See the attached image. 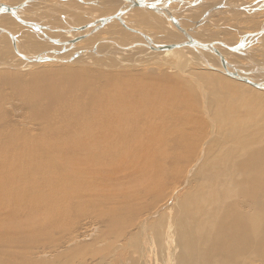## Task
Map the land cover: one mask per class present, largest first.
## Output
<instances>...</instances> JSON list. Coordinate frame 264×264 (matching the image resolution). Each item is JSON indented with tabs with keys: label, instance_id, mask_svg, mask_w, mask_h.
Returning <instances> with one entry per match:
<instances>
[{
	"label": "bare ground",
	"instance_id": "bare-ground-1",
	"mask_svg": "<svg viewBox=\"0 0 264 264\" xmlns=\"http://www.w3.org/2000/svg\"><path fill=\"white\" fill-rule=\"evenodd\" d=\"M27 1L19 16L60 29L127 5L125 0ZM175 1L160 3L195 38L212 42L231 70L264 82L263 0L257 13L249 9L255 4L244 9L228 0H205L208 6L192 15L194 22L186 18L190 24L169 7ZM229 7L243 8L251 14L249 22L259 16L258 25L236 33V43L206 36L210 32L200 28L215 29L216 11L236 17ZM71 9L81 12L69 14ZM100 10L105 13L97 14ZM142 11L135 7L124 15L136 31L115 20L80 43L113 27L110 36L101 34L88 46L77 43L57 56L71 58L86 49L71 61L89 64L98 55L110 59L122 52L118 63L134 64L129 59L138 55L139 65L148 39L158 44L186 39L167 14L154 11L159 20ZM139 19L152 22L158 34L136 26ZM0 26L18 36L17 50L26 56L63 48L28 26L37 36L28 33L24 39L25 26L8 13L0 15ZM120 31L143 41L139 51L109 42ZM44 32L60 40L77 34ZM254 32L260 33L256 41L237 55L225 51L222 44L240 46L244 35ZM0 38L12 40L1 31ZM1 46L2 67L14 62V68L27 70L51 62L25 60ZM155 51L157 61L149 60L163 77L118 72L94 77L74 68L33 71L30 80L10 74L20 103L19 108L6 103L0 117V264H264V89L226 74L213 51L192 46Z\"/></svg>",
	"mask_w": 264,
	"mask_h": 264
},
{
	"label": "rangeland",
	"instance_id": "rangeland-1",
	"mask_svg": "<svg viewBox=\"0 0 264 264\" xmlns=\"http://www.w3.org/2000/svg\"><path fill=\"white\" fill-rule=\"evenodd\" d=\"M3 1H9V2H11V3H16V2H19V1H21V0H3ZM195 0H193V2L191 3L190 2V0H181V1H177L176 3H175V5H173V8L172 9H174L178 14V17L183 21V23L185 24H190V21L189 22H186L185 20H186V18H190L192 21L194 20L193 18L195 17H192V15H195V14H197L198 12L196 11V9H195V6H198V5H201V11H203V9H204V7H205V5H207L206 3H205V0H196L195 2H194ZM219 1V0H218ZM221 1H223V0H221ZM238 2H240V1H242V3H244V5H247V6H250V5H254L253 7L255 8H253V7H249V9H251L252 8V10H255L254 12L255 13H257L258 12V8H261V6H259V4H258V1H260V0H244V2H243V0H237ZM237 1H234V0H231L230 2H232V3H234V4H238V2ZM248 1V2H247ZM250 1V2H249ZM197 2V3H196ZM247 2V3H246ZM258 4V5H257ZM204 6V7H203ZM208 6V5H207ZM247 6H246V9H248L247 8ZM259 6V7H258ZM258 7V8H257ZM138 9H140L141 10V12L142 13H144L142 10V8H138ZM148 10V12L151 14V15H148V17L149 16H154V17H156V18H158V16H159V14L158 13H155L153 10H149V9H147ZM145 11V10H144ZM185 11V12H184ZM187 12V13H186ZM223 12H225V10L224 9H222V10H219V13L218 12H216L215 14H217V15H219V16H217V17H215V18H213V19H211V23L213 22V20H215V19H217V21L219 22V21H221L220 23H219V25H217V26H215V29H218V31H215V32H211L208 28H205V30H203V32L205 33V32H207V31H209L210 33L209 34H207L206 36H212L213 38H219V37H222V38H226V39H228V40H230V42H233V43H236L235 41H237L238 39V35H236V33L234 32V31H232V27H231V25L233 24H231L230 23V26H229V24H228V22H232V17L230 16V15H228L226 12L225 13H223ZM101 13H105L103 10H100L99 12H97V14H101ZM222 13V14H221ZM96 14V13H95ZM145 14V13H144ZM223 14H225V15H223ZM189 17H188V16ZM4 16V15H3ZM222 16H223V18H222ZM225 16H228V18L227 17H225ZM147 17V16H146ZM230 17V18H229ZM161 18V17H160ZM225 18V19H224ZM259 18V16L257 17V18H254V19H252V20H250V22H249V20H247V21H245L244 22V24H242L241 25V27L240 28H243V30L244 31H248L249 29H250V25L252 24V23H255L256 21H258L257 19ZM159 19V18H158ZM30 20V19H29ZM159 20H161V19H159ZM134 21V20H133ZM235 21V20H234ZM135 22V21H134ZM138 22V23H137ZM194 22V21H193ZM16 23V22H15ZM118 23V22H117ZM117 23H115V25H112V26H114V28L116 27V25H118ZM165 23V22H164ZM146 24V22H145V20L143 21V23H141L140 22V19L139 20H136V23H135V25L136 26H138V27H140L141 29H143L144 31H147L148 33H154V34H158V30H156V26L151 22L150 23V25H145ZM165 25H166V23H165ZM252 26H254V24L252 25ZM111 27V26H110ZM118 27V26H117ZM207 27H209V25L207 26ZM219 27V28H218ZM24 30H26V33H25V36H24V39L26 38V36L27 35H30V34H34V35H36L35 33V31L34 30H28L27 29V27L25 28H23ZM114 29H113V27H111V28H109V29H104V31H101L100 32V34L98 35V36H96V37H94V38H92L93 39V41H92V39L91 40H88V41H86V42H83L82 44L80 43V46L81 45H85V46H88V45H91V44H93V42H94V40L95 39H98V37H100V36H102L101 34H103V35H106L107 34V37L108 36H110L112 33H110L111 31H113ZM107 31V32H106ZM123 31H125L124 29H123ZM34 32V33H33ZM28 33H30V34H28ZM181 36H182V34L183 33H179ZM178 34V37H180V35ZM242 34V33H241ZM66 36H67V33L65 34ZM124 35V36H123ZM37 36V35H36ZM115 38H111L110 39V43H115L116 44V48L117 49H119V48H121L120 46H123V44H124V47L126 48V49H129V50H133V53L134 52H137V51H139V49L141 48L140 46H142L141 45V42H143V41H141V42H139L138 43V41H135V40H139L138 38H136V37H134L133 38V36L129 33V32H125V33H122L121 31H120V33L118 34V32L117 33H115ZM206 36H204V37H206ZM235 36V37H234ZM106 37V38H107ZM4 38V37H3ZM3 38H0V45H4V46H1L2 48V50L4 51V52H6V53H10V55H13V54H17V52H15V50H13L12 48H10V46L9 45H11L12 44V40H5V39H3ZM105 38V39H106ZM24 39H21V40H23L24 41ZM169 40L170 39H168V38H165V37H162L161 38V40L160 41H163L164 43L165 42H169ZM9 41L11 42V44H9ZM116 41V42H115ZM132 41V42H131ZM129 42H131V43H133L134 45H132L131 43H129ZM135 42V43H134ZM162 42V43H163ZM24 43H25V41H24ZM9 44V45H8ZM129 44V45H128ZM120 45V46H119ZM127 45H128V47H127ZM257 45V44H256ZM12 47H13V44L11 45ZM79 46V45H78ZM79 46V47H80ZM138 47V48H137ZM148 50L147 51H145L147 54H143V58L140 60L141 61V63L142 64H139V65H137V58H138V55H136V56H134V58L133 59H129L131 62L132 61H134L135 60V62H134V64H124L123 62H121V63H118V60H120L119 58H121L122 57V52L120 53V54H116V55H114V57H110V59H106V58H102V56L100 57L99 55H98V58L96 57L95 58V60H93V62L92 63H86L87 61H84V60H80V59H78L77 61H75V62H54V61H51V62H45V63H42V64H40V65H34L33 67H30V68H28L27 70H20L17 66H15V68H14V66L12 65V64H14V62L13 63H9V65H8V63H6L7 65H5L4 64V68L2 67V66H0V70H7V71H0V105L2 106V109L0 110V117H3V111L5 110V104L6 103H9L10 101L11 102H15V106H17V108H19V106H18V103H20V102H18V101H20V99L18 98V95L15 93V90L11 87V85H9L10 83H13V81L15 80V79H12L11 77H10V74H14V73H19V74H22V75H24L25 76V78L26 79H28V80H30V79H32L33 77L30 75L33 71H39V72H45V71H62L63 69H76V70H81V69H83V70H86L87 72H89L90 74H92V75H94V77H99V76H101V75H103V73H105V74H111V73H116V72H118V73H120V74H125V75H131V76H135V75H138V74H140L141 76H143V75H145V76H147V75H149L150 77L151 76H153V75H155V76H160V77H163V76H161V74L160 73H162L161 71L162 70H160L159 72H157V71H154V68L156 67L155 66V62L157 61V58L154 56L155 55V53H156V51L155 50H151V49H149V48H147ZM135 50V51H134ZM154 51V52H153ZM225 51L226 52H230L231 54H234V55H237V53L236 52H234V51H232V50H230V49H225ZM207 53H210V52H207ZM19 54V53H18ZM212 54V53H211ZM214 55V54H213ZM153 56H154V58H153ZM116 57H118L117 58V60L115 61L114 59L116 58ZM17 58V57H16ZM132 58V57H131ZM149 58H150V60H154L155 62L154 63H151V61L149 60ZM9 59H11V57H9ZM85 59V58H84ZM103 59V60H102ZM125 59V60H124ZM124 59H122V60H124V61H126L127 59L126 58H124ZM80 60V61H79ZM111 60H113L115 63H109ZM128 61V60H127ZM138 61H139V58H138ZM76 62H77V64H76ZM80 62V63H79ZM100 62V63H99ZM149 62V63H148ZM216 62V61H215ZM16 63V62H15ZM59 63H61V64H59ZM76 64V65H75ZM86 64H88V66H89V68H88V66L85 65ZM82 65V66H81ZM64 66V67H63ZM85 66V67H84ZM90 66H92V67H90ZM94 66V67H93ZM18 68V69H17ZM243 68H245V67H243ZM60 69H62V70H60ZM93 69H94V71H93ZM12 71V72H9V71ZM100 70V71H99ZM156 70V69H155ZM164 70V72H165V74H167V73H170V67L167 65V66H165V69H163ZM15 71V72H14ZM143 71V72H142ZM165 74H164V76H165ZM232 77V76H231ZM18 85L19 84H17V87H18ZM264 89V88H263ZM10 95H11V97H10ZM8 98H9V100H8ZM8 109V108H7ZM6 109V110H7ZM20 114H22V115H24V112H22V113H20ZM25 116V115H24ZM201 158V157H200ZM169 190V189H168ZM168 190H164L165 192L164 193H166V194H168L169 195V191ZM150 202H152V199L150 200ZM153 218H157L156 216H154Z\"/></svg>",
	"mask_w": 264,
	"mask_h": 264
},
{
	"label": "water",
	"instance_id": "water-1",
	"mask_svg": "<svg viewBox=\"0 0 264 264\" xmlns=\"http://www.w3.org/2000/svg\"><path fill=\"white\" fill-rule=\"evenodd\" d=\"M30 1V0H29ZM32 1V0H31ZM163 0H125V2H127V5H123L122 7L118 8V10L115 11V13L113 14H109V15H104L101 17H97L96 19L92 20L91 22L85 23V24H80L79 26H70L69 28H57L52 26V24H44V25H40L32 20H28L26 18H22L21 16H19V14L21 13V11L25 8V6L27 5V0L25 2L19 3V4H4L0 2V15L3 13H8L10 14L12 17H15V19L21 23L22 25H24L25 27H31L34 30H36L37 32L43 34L48 40H50L51 42H53L56 45L59 46H63L62 50H57V49H51L48 52H44V53H39L36 55H32V56H26L24 54H21L18 52L17 50V35L12 33L9 29L7 30L4 27L0 26V31L4 32L6 34L11 35L12 37V43L14 45V49L16 52H18L22 58H24L25 60H31V61H35V62H45V61H55V62H69L72 59H74L76 56H78V54L80 52H85L86 49H80V51L76 52L73 56H71V58H59L57 55L62 54L63 52L72 50L74 45H76L77 43H80V41L98 33L97 31L102 29L103 27L115 22V20L119 21V23L126 28L129 31H136L134 28L132 29L131 27H129L126 23H125V19H124V15L128 14V12L130 10H132L135 7L138 8H142V9H149V10H153L155 12H159L162 15H168V19H170L175 27L180 30L181 33H183L186 36V39L181 41V42H175V43H170V44H158L155 43L152 39L149 40L147 38V36L145 34H143V36L148 39L149 41V48L150 49H154V50H170V49H174L176 47H188V46H192V47H196L197 49H202V50H209V51H213L216 55H218L221 64L223 66V70L226 74L232 76L233 78H236L240 81H245L248 83H251L253 85H255L258 88H264V82H256L253 81L252 79H250L248 76L246 75H241L238 71H233L231 70L232 65L229 64L227 62V60L225 59V56H223V54L221 53V51L219 49H217L214 44L212 42H202L200 40H198L197 38H195L192 34H190L189 29L183 27L182 25H180V23L177 21L174 13L168 8L167 5H161L160 2H162ZM62 17H64V15H62ZM44 29H48L51 31H64L66 33L72 34V33H77L76 35H74L73 37L69 38V39H55L52 36H50L48 33L44 32ZM263 31V30H261ZM261 31L259 30V32L261 33ZM254 32V33H249L244 35L241 45L240 46H229V45H224L228 47L230 50L234 51V52H240L242 49H244L246 47V45L250 44V43H254L256 41V39L258 38L257 36L260 33ZM250 40V41H249ZM52 54L51 55H49ZM212 68H214L213 66H210Z\"/></svg>",
	"mask_w": 264,
	"mask_h": 264
},
{
	"label": "crops",
	"instance_id": "crops-1",
	"mask_svg": "<svg viewBox=\"0 0 264 264\" xmlns=\"http://www.w3.org/2000/svg\"><path fill=\"white\" fill-rule=\"evenodd\" d=\"M179 2V0H176L175 2H171L170 4H169V7H172L173 8V5H175V3L176 2ZM211 1H213V0H211ZM231 0H228V2H229V4H231V6H239L240 7V5L241 6H244V9L246 8V6L247 5H244V4H234V3H232V2H230ZM234 1H237V0H234ZM260 2H264V0L263 1H260ZM192 3V2H191ZM197 3V2H196ZM213 4V3H212ZM235 6V7H236ZM264 6V5H263ZM72 9H74V7H72ZM69 10V14H75V13H80L81 12V9H79V11H75V10ZM195 9H196V11L197 10H201V5H198V6H195ZM243 8H240V9H230V7L227 9V10H229L230 12H232L236 17L234 18V19H232V22H228V24H229V26H230V23L232 24L231 25V27L233 28L232 29V31H234L235 33H241V32H245L244 30H243V28H240L241 27V25L242 24H244V21L246 20V18H247V16H250L251 14H249V13H247L245 10H244ZM77 10V9H76ZM72 12V13H71ZM83 12V11H82ZM198 12V11H197ZM217 12V11H216ZM215 12V13H216ZM77 13V14H78ZM214 13V14H215ZM178 14V13H177ZM218 14V13H217ZM216 14V15H217ZM62 15V14H61ZM64 15V14H63ZM67 15V14H66ZM179 15V14H178ZM196 15V14H195ZM65 16V15H64ZM69 16V15H68ZM70 16H72V15H70ZM69 16V17H70ZM218 16V15H217ZM200 17V16H199ZM73 18V17H72ZM198 18V17H197ZM68 19H70V18H68ZM211 19H212V16H211ZM235 20V21H234ZM73 22H75V21H73ZM221 21H217L216 23H214L213 22V24H215V25H219V23H220ZM258 22H259V20L258 21H256L255 23H252L251 25H250V29H252V27H255L256 25H258ZM50 24H53L52 22H49ZM58 23V22H57ZM254 24V26H252ZM208 25L207 24H205V26H203V27H201L200 29H202V30H205V28H208L211 32H215V31H217V30H215V29H213V27L211 26H209V27H207ZM249 29V30H250ZM255 29V28H254ZM260 40H261V42H264V35L262 36V37H260L259 38Z\"/></svg>",
	"mask_w": 264,
	"mask_h": 264
}]
</instances>
